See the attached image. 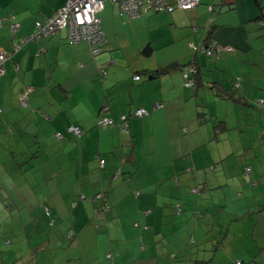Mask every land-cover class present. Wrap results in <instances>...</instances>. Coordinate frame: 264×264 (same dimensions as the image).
I'll list each match as a JSON object with an SVG mask.
<instances>
[{
    "label": "crops",
    "instance_id": "obj_1",
    "mask_svg": "<svg viewBox=\"0 0 264 264\" xmlns=\"http://www.w3.org/2000/svg\"><path fill=\"white\" fill-rule=\"evenodd\" d=\"M45 1L54 6L58 0ZM203 1L204 6L194 9L138 17L120 14L116 3L105 2L101 24L107 43L98 54H93L87 41H68V35L61 32L38 45L28 43L12 56L11 28L7 24L0 27V51L8 52L6 63L0 60V105L5 111L1 117L8 124L14 120L17 125L42 127L47 137L37 140L35 131L30 136L32 143H56L48 150L56 165L47 159L48 173L56 179L54 187L44 188L41 196L36 185L46 186L49 181L27 178L35 199L28 205L30 220L35 224L44 221L49 231L44 234L39 228L33 248L28 239L16 241L8 236L11 264L19 253L18 260L35 257L33 251L29 255L30 249L45 251L49 264H96L91 256L93 247L98 248V264H169L191 241L196 245L219 239L225 244L229 232L238 229L234 221L246 219L243 215L249 207L262 209V199L253 190L252 194L245 192L247 198L241 203L242 191L237 195L236 188L227 190L229 181L236 182L223 164L230 152L220 147L214 151L198 149L207 140L220 141L219 132L228 128L226 118L213 124L218 114L210 112L208 120L199 99L203 95L215 104L223 99L207 87L184 86V66L176 65L167 74H157L165 65L189 61L195 53L194 44L203 41L214 17L219 22L227 18L249 19L251 23L259 15L255 0ZM38 2L42 0H0V17L12 12L20 21L25 19V25L30 24L28 18L37 16ZM209 5L223 9L222 14L214 16ZM31 30L32 26H27L18 34ZM236 38L238 44L243 42L242 36ZM148 44L152 49L147 53ZM222 56L221 67L243 78L245 74L259 77L261 72L254 64L239 59L236 50ZM5 65L7 72L1 75ZM138 74L139 79H135ZM252 85L246 87L250 98L260 90L264 96L259 80ZM19 93L24 95V102ZM192 96L198 101H190ZM139 106L150 110V114L132 116L133 108ZM242 107L246 111L241 109L240 131L243 120L258 121L257 107ZM127 113L130 131L123 132L118 124ZM103 116L112 118L115 126H99ZM207 121L213 124L211 132L215 130V134L208 138L195 135ZM71 124L81 127L76 137L68 133ZM7 127L0 130V145L4 134L13 136L15 142L20 138L10 125ZM22 137L30 141L27 134ZM30 152V148L0 151V167L10 165L8 170L15 172L11 176L18 174L20 156ZM258 156L256 151L240 156L239 170L245 173L250 162L256 166V173L264 174V157ZM101 159H105L103 164ZM8 180L5 177L0 188ZM189 186L194 191L199 189L194 194L196 202L185 199ZM216 186L221 188L223 198L218 200V209L209 195ZM194 205L198 206L196 211ZM229 211L234 216H229ZM254 216L256 219L255 212L248 219L247 230H254L257 225L252 223L262 220L261 215L256 220ZM233 234L232 240L238 242V234ZM243 234L240 232V236ZM5 246L0 245L2 260ZM109 252L112 257L107 256Z\"/></svg>",
    "mask_w": 264,
    "mask_h": 264
},
{
    "label": "rangeland",
    "instance_id": "obj_2",
    "mask_svg": "<svg viewBox=\"0 0 264 264\" xmlns=\"http://www.w3.org/2000/svg\"><path fill=\"white\" fill-rule=\"evenodd\" d=\"M107 1L110 0H106L105 2ZM105 2L103 8L105 6ZM144 8L146 12L148 8L147 7ZM41 39L43 38L41 37L38 40H32L30 44L38 45L44 41ZM5 56L8 57V53ZM47 68L44 69L47 70ZM145 77L148 78V75H145ZM257 80H259L260 82V88L264 90V76L262 74H260L259 77L245 74L241 82L243 86H253L252 84H257ZM261 97L264 98V96H261V90H260L259 93L253 97V101ZM194 99L197 98L194 96L190 97V101H194ZM199 101L204 105V108L202 109L206 111L205 116L208 120L211 117L209 115L210 112L213 114H218L219 117L213 120V124H216L217 121L220 120L221 118H226L227 121L226 124L228 128L224 131L219 132L221 136L220 141H215L214 139L207 140L198 149L199 150L208 149V151L209 150L214 151L217 149V147H220V150L226 149L228 152H230L228 160H226L223 164L226 167L224 168L227 170L229 177L234 178L236 182L231 183V181H229V183L226 185L227 190L230 188H236L235 189L236 191L234 192L237 195L238 193H240V191L244 193L241 199H239V203L244 202L247 198L246 197L247 193L252 194V190H253V194H255L256 197L258 196L261 197L262 199L263 204L261 206L262 208L261 213H263L264 216V209H263L264 174L260 175L259 173H256V166L250 162L248 164H250L255 170L254 174H251L250 177L244 176V172L242 170H239L240 156L245 155L251 150L256 151V153L259 154L258 157L260 159L264 157V139L262 138V133L264 132V108H262L261 110L257 108L258 121L252 120L250 122L249 120L246 119L243 120L244 121L243 130L240 131V128L242 126L239 125L241 120L239 117H242L241 109H243L241 105L235 104V102H232L230 100H227L226 102V100L224 99L223 100L219 99L217 104H215L213 100H209L203 95H201ZM140 107L141 106L134 107L133 111L136 112L137 109ZM243 111L246 110L243 109ZM0 116H5V115H2L0 113ZM124 116L125 117L122 119V124L120 125L121 129H125L126 121H128L129 118L128 115H124ZM213 124H210V122L207 121L205 124L201 126L200 129H198L200 133L197 132V134L195 135L197 136L202 135V137L208 138L211 135L215 134V130L211 132ZM10 127H12L15 130V135L20 136V138L17 142H15L13 141V136L10 137L4 134L0 145V151L6 152V148L9 147L17 151L30 148L32 152L30 153V155H26L27 161L24 163L23 168H20L18 174L11 176V173H15V172L8 170L10 165L5 164L4 166L0 167L1 168L0 186L2 185L3 182L2 180L5 177H8L9 179L8 182L4 184V187L0 188V245H3L4 243L6 245L5 247H3V254H4V259L2 261L3 264L12 263L13 254L9 250L11 245H8L7 242L8 236H13V239H16V241H20L21 239H25V240L28 239L30 241L31 247L33 248L39 228L44 231V234L48 233L49 231L48 228L46 227L47 224L44 221H42V224L41 223L35 224L34 222H32V220L30 219L28 220L26 217V213L24 212L26 207L29 204H32L31 202H35V199L31 196V192L33 191L31 185L27 181V178L30 179L33 178L36 181L39 176L43 178L47 177V179H44L46 181H49L47 182L46 186L36 185V188L39 189L37 190V192L41 196H43L44 188L50 190L52 187H54L56 180L54 177L51 176L50 173H48L50 171L47 165V159H49L52 165H56L54 155L48 152L51 146L56 147V143L54 142V140H51L47 144L41 143L39 141L32 143L31 142L32 138L30 136L33 133H36L34 131L36 127L34 125H22V124L17 125V123L14 120H10ZM2 128L8 129V127H2ZM25 131L30 141H28V139L26 141L22 137V133H24ZM36 135L38 136L37 140L38 138L47 137L42 131H40V133L37 131ZM212 153L214 154V152ZM29 156H31V158H29ZM20 158L21 160H23L25 157L23 155L20 156ZM32 163L34 164L30 166V164ZM219 167H221V165H219ZM36 173H38L39 176H37ZM211 177L215 179L214 174H211ZM254 178H260L259 183L256 185L252 184V179ZM189 188H191V190L189 192L184 193L185 199L196 202L197 195L194 197V194H196V192L193 190L194 187L189 186ZM172 192H173L172 194L174 195L175 191L173 190ZM177 195L178 192L176 191L175 196ZM192 198L194 199L192 200ZM12 206L13 208H11ZM19 206L22 207V210H19ZM195 208L198 209V206L194 205V209ZM254 208L249 207V209H254ZM230 212L231 211H229L228 215L234 216ZM248 219L249 218L247 216L246 219L243 220L238 219L237 221L233 222V226L238 228L236 229V231H233L238 234V242L236 239L232 240L234 235L232 231L229 232L225 244H222V246L219 239H214V240L210 239L205 244H196V245H192L193 243L191 241L185 247V249H183V251L177 253V257L170 260L169 264H192V262L196 258H208L215 253L216 255L214 257V261L212 264H224V260H226L227 262L226 264H240L241 262L239 261V259H241V257L244 258L245 264H264V222L261 223L260 226H258V234H252L250 236L249 234H247V229H246ZM229 220L230 219H228V221ZM239 228H241L240 231ZM240 232H244V236H240ZM251 238L254 239L253 241H251V243L253 244L252 247H250L246 243L247 241H250ZM241 243L242 246H240ZM228 245H233V246H228ZM28 251H29V255H33L31 254L32 253L31 251H33L37 255L33 258L29 256V260L24 259L23 262H21L20 260H18L19 257L21 256L19 253L18 256L16 257L17 259L14 261L13 264L15 263L49 264L48 262H46V259H48V255L45 251L41 250L35 252L34 249H30ZM92 251H93V253H91L92 261L96 264L100 263L98 258V248L94 249L93 247ZM86 264H89V262L87 261Z\"/></svg>",
    "mask_w": 264,
    "mask_h": 264
},
{
    "label": "trees",
    "instance_id": "obj_3",
    "mask_svg": "<svg viewBox=\"0 0 264 264\" xmlns=\"http://www.w3.org/2000/svg\"><path fill=\"white\" fill-rule=\"evenodd\" d=\"M65 1L67 0H58L57 4L54 6H51V4L45 0H42V2H38L37 3V11H38L37 16L35 14V15H32L30 18H28V19H31V23L27 25H25V21H26L25 19L20 21L19 19L16 18V15L12 12H9L7 15L3 17H0V20H2L3 22L0 25V27L4 26V24H7L9 29L11 28V32L13 34V41L10 46V48L13 49L12 56L16 52L24 48L26 44L28 43L30 44L32 40H38L41 37L43 38L41 40L48 39L49 37L57 33L59 34L61 32H65V35H68L67 36L68 41L70 40L87 41L90 49H92L93 51V54H98L102 51L103 46L107 43V39L105 40L106 35L103 29V26L101 24L102 22V16H101L102 11L101 10L97 12L98 21H97L96 32H97L98 37L95 40L91 39L88 34L81 35L79 38H76L75 36L71 34L70 28L68 25H64L58 28L56 27L53 30L50 28L48 24L50 18L54 17L57 11H59V9L62 8L63 5H65L64 4ZM255 2L259 10V15L256 16L255 21L249 23L247 21L249 19L243 21L240 19L238 20L229 19L228 20L227 18H224L221 22H219L214 17L213 20L209 22L208 24L207 34L205 35V38L203 39V41L198 43L197 45L194 44L193 47H194L195 53L191 56L189 61L185 63H170L169 65H165L157 70V72H159L157 74H167L172 69H174L176 65L184 66L185 68L183 71V74L185 77V80L183 83L184 86L193 85L194 89H198L200 87H207L211 89L213 93L217 95L218 97L235 102V104H239L241 106H244L245 104H248V105L250 104V105H254V107L257 106L259 110L264 108V98L261 97L253 101V97L250 98L251 96L246 93V90H248V88H246L247 86H243L241 82L243 79L242 74L240 73L235 74L230 69L221 67V64H222L221 60L223 59V56H222L223 53L227 51L236 50V53L239 59H241L242 61L250 62L254 64L255 68H257V70L261 72V73H258L259 76L260 74L264 75V2H262V0H255ZM177 4H178L177 0H165L164 4L161 3L159 5V8L155 9V12L156 13L157 12H166V13L174 12L180 9L178 8ZM204 5L205 3L203 0H198L196 4L192 5L189 8L183 9V10L194 9L196 7H200ZM208 7L210 8V11L213 13L214 16L217 12H219L220 14H222L223 12V9L221 10L216 9L212 5H209ZM229 7L233 8L234 5L231 4ZM118 8L120 10V14H126L130 16L129 13L120 6V4L118 5ZM155 12H148V13L146 12L141 15L132 16V17H138V16H142L145 14H149V13H155ZM220 14L217 16H220ZM47 15H50V16H47ZM15 22L19 23V27L16 30L12 28ZM27 26L29 27L32 26V30L30 32L26 34H18L22 28H26ZM42 26L44 27L45 30L42 29ZM39 30L41 31L37 35H35V33ZM237 35L242 36L243 42H241L240 44H238V41L236 38ZM150 49L152 48L150 47V44H148L145 47V52L147 53L151 52ZM96 50L97 52H95ZM14 65L16 69L19 70V67H20L19 63L15 62ZM25 69H27V67L23 66V70ZM6 72H7V69H6ZM5 73L1 75H4ZM185 74H187V77ZM188 79H191V84L189 85L186 84ZM18 95L21 96L22 93H19ZM0 113L1 114L5 113V111L3 112L1 105H0ZM121 123H122V118H121V122L118 124V127L120 130H121L120 128ZM7 124H8V121H5V119L0 116V130L5 129L2 127H7L10 125V123L8 125ZM70 126L71 125H68L67 127L69 135L75 136V137L76 135H79L78 132L74 130H69ZM113 126H115V122H113L108 127H113ZM35 127L36 128L34 129V131H38V130L43 131L42 127L41 128L37 126ZM79 129H81V127H79ZM128 129L130 131V122H128ZM259 133H262V132H259ZM24 134H27L26 131L22 133V135ZM58 134L62 135L63 137V134L61 132H58L57 135ZM262 138H264V132L262 133ZM6 149H8V147ZM252 151L254 150H251L250 152ZM250 152L242 156L245 157ZM27 155H30V154L27 153ZM24 157L25 158L23 160H21L20 158V162H21L20 168L24 166V163L27 161L26 155ZM29 158H31V156H29ZM253 173H254V168L250 164H246L244 176L250 177L251 174ZM36 174L37 176H39L38 173ZM40 178H42L44 182L46 181L44 179H47V178H43L39 176L38 180H40ZM259 181H260L259 178L252 179V183L254 182L258 183ZM195 191H199V189H196ZM209 195H210L211 202L213 201L214 204L216 205V209H218V204H219L218 200L223 199L221 188L219 186L212 188L211 192H209ZM11 208H13V206ZM221 208L223 209L225 207L221 205ZM19 210H22V207L19 206ZM248 210L249 211L245 215H243V217H247L249 215L248 216L249 218L251 215H253V212H255L256 219L259 217V215H261L262 217L260 219L263 220V221L256 220L254 219L255 216L253 217V220H256L258 223L254 221L252 225L253 226L257 225L254 228V230H247V234L251 236L252 234H258V226H260V224L264 222V216L261 213V210H258L257 208L248 209ZM24 212L26 213V217L29 220L32 215L30 211V207L27 206ZM253 220H251L250 222H252ZM212 223H213V219H212ZM253 240L254 239L251 238V240L247 241L246 243L249 246H252L251 241ZM220 242L222 245V241ZM240 246H242V243ZM109 253L112 254V252H109ZM215 255L216 253L212 254L208 258H196L193 261L194 262L193 264H212L214 261ZM109 257H112V255ZM20 260H22L23 262L24 259L20 258ZM2 261H3L2 258H0V264H3ZM239 261L241 262L240 264H243L242 259H239Z\"/></svg>",
    "mask_w": 264,
    "mask_h": 264
},
{
    "label": "built area",
    "instance_id": "obj_4",
    "mask_svg": "<svg viewBox=\"0 0 264 264\" xmlns=\"http://www.w3.org/2000/svg\"><path fill=\"white\" fill-rule=\"evenodd\" d=\"M106 0H67V3L62 6V8L57 11L54 17H51L49 20V26L53 30L56 27H62L68 25L70 32L76 38H79L81 35L88 34L91 39H96L97 35V12L103 8L104 2ZM113 2L119 3L120 6L126 10L130 16H137L143 13L155 12V9L159 8L161 3L164 4L165 0H111ZM198 0H177V6L180 9H186L196 4ZM147 11L145 12V8ZM0 20V25L2 24ZM19 27V23L15 22L12 28L16 30ZM42 29L44 27L42 26ZM41 29V30H42ZM37 31L36 35L41 31ZM45 30V29H44ZM102 38V37H101ZM17 47V46H16ZM97 52V50L95 51ZM7 53L5 51L0 52V59L4 63L6 60ZM5 71V69H4ZM187 77V74H185ZM140 75H135V79H139ZM187 85L191 84V79L187 80ZM21 100L24 102V95L21 96ZM149 114V110L145 107H140L137 111H134V115L143 116ZM125 114L122 115V119L125 117ZM114 121L109 117L103 116L99 122V126L103 128L108 127ZM128 121H126L125 129H121L124 132H129ZM122 124V123H121ZM78 129V130H76ZM69 130L79 131L78 127L71 125ZM105 162V159H101V164ZM256 183V182H254ZM110 256V255H109Z\"/></svg>",
    "mask_w": 264,
    "mask_h": 264
},
{
    "label": "clouds",
    "instance_id": "obj_5",
    "mask_svg": "<svg viewBox=\"0 0 264 264\" xmlns=\"http://www.w3.org/2000/svg\"><path fill=\"white\" fill-rule=\"evenodd\" d=\"M66 3H67V1H66ZM66 3H65V4H66ZM114 3H116V2H114ZM116 4L119 5V3H116ZM35 35H36V33H35ZM2 51H5L6 53H8V52H7L6 50H4V49L1 50L0 52H2ZM7 58H8V57H7ZM7 58H6V60H7ZM0 60H1V59H0ZM6 60L4 61V64L6 63ZM5 72H6V65H5V71H4V73H5ZM138 75H139V74H138ZM141 107H143V106H141ZM146 109H147V108H146ZM149 114H150V110H149ZM125 115H128V116H129L130 114L127 113V114H125ZM146 115H147V114H146ZM132 116H138V115H134V111H133ZM143 116H145V115H143ZM121 118H122V116H121ZM111 119H112V118H111ZM71 125H72V124H71ZM73 126H74V125H73ZM121 131H122V130H121ZM123 132H124V131H123ZM58 136H60V134H58ZM109 255L111 256V255H113V254L109 253L108 256H109Z\"/></svg>",
    "mask_w": 264,
    "mask_h": 264
}]
</instances>
